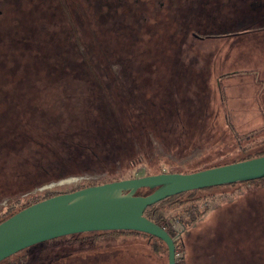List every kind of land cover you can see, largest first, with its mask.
<instances>
[{"label":"trees","instance_id":"obj_1","mask_svg":"<svg viewBox=\"0 0 264 264\" xmlns=\"http://www.w3.org/2000/svg\"><path fill=\"white\" fill-rule=\"evenodd\" d=\"M53 22L56 23L49 24L46 29V42L33 44L30 51H27L26 45L12 42L9 37L0 41V197L13 196L30 191L36 185L57 181L62 177L60 173L63 170L69 171L67 175H80L83 171L80 165L83 164L95 165L106 174L105 178L91 186L133 179L134 168L149 160L153 137L167 139L176 134L177 128L183 129V135L188 137V130L180 124L181 119L201 112L198 106L202 105V101L197 97V104L191 97L192 91H195L191 85L204 75L196 59L199 53H193V58L188 59L180 56L188 42L180 43L176 38V43H170L166 41L167 35H157L158 48L148 42L128 45L127 52L135 58L129 59L133 78L127 89L126 84L114 75L103 52L96 48L84 17L81 26L76 25L75 28L80 45L76 44L75 33L65 18L63 26L58 25L57 20ZM259 32L264 33V29L257 30L255 35ZM245 34H235L233 38L243 39ZM191 38L188 33L187 41ZM223 39L228 40L227 37ZM202 42L193 39L190 43ZM156 51L167 54L173 51L175 54L156 60L148 54ZM226 60L223 59V62ZM156 62L161 64L163 71H159V65L154 64ZM11 68L21 72L23 79L20 82L10 80ZM207 70L210 72L209 68ZM24 75H27L25 79ZM171 81L172 87L165 85ZM178 133L180 137V131ZM240 141L242 138L238 139ZM239 153V159L223 165L264 156V141L242 147ZM218 166L222 165L190 173ZM235 186L264 188V178L182 193L145 209L144 216L163 228L173 240L175 236L169 225L170 218L177 217L183 226L182 236L174 240L176 264H192L194 260L201 264L207 260L205 255L199 258L195 256L196 252L193 254L185 237L207 219L214 221L208 232L206 230L201 235L202 241L207 240L208 243L214 235L219 233L220 236L219 225L225 228L224 223L231 215L247 213L243 222L246 224L250 211L245 207L232 210L230 203L225 202L220 211H212L206 205L209 199H223L231 194L222 191L198 196L201 192ZM152 191L139 189L136 195L146 196ZM55 195L58 194L45 195L22 205L14 203L0 214V223ZM228 231L227 234H230L231 230ZM105 236H141L148 239L153 254L167 253V247L161 240L135 231L82 233L44 243L69 238L79 243V247L94 246L98 239Z\"/></svg>","mask_w":264,"mask_h":264},{"label":"rangeland","instance_id":"obj_2","mask_svg":"<svg viewBox=\"0 0 264 264\" xmlns=\"http://www.w3.org/2000/svg\"><path fill=\"white\" fill-rule=\"evenodd\" d=\"M72 2L76 7L67 14L74 25L81 26L82 18L87 14L79 0ZM85 2L94 10V13L89 12L85 17L87 21L92 15L99 19H95L98 23L102 22L110 28L111 26L119 28L118 31V28L112 29L113 39L107 35H101L99 39L102 42L110 39L108 46L118 48V51L111 52L107 58L114 75L124 82L128 89L127 84L133 78L129 59L133 60L135 56L127 52V46L137 42H148L150 46L154 44L158 48L159 42L155 37L158 30L167 27V18L158 22L155 12L153 14L144 11L139 14L137 22L134 19L129 21V13L125 12L121 17L118 16L116 0ZM202 6L201 0H192L189 15L191 17L202 15ZM2 11L5 16L9 14L6 8ZM233 12L246 15L243 22L254 19L249 23L248 30L264 29V0H226L222 8H216L206 17L209 24L205 27V33L226 35L243 31L240 21L232 26L225 23L230 16L234 18L236 14ZM91 26L93 27V24ZM193 39H188L180 56L188 59L193 58L195 55L193 53H199L196 59L200 62L204 75L191 85V88L195 89L191 97L195 102L197 97L202 101V105L198 106L201 112L182 118L181 123L179 121L188 130L186 131L188 137L183 135V129L180 128L176 129L175 135H170L167 139L153 137L149 160L146 164L134 168L132 172L134 178L168 171L190 173L212 165H223L239 159L242 147L246 148L264 141V33L259 32L256 36L236 40L222 38L206 40L194 45L190 43ZM151 52L148 54L156 60L164 57H161L162 54L166 55L165 51ZM171 53V56L175 54L173 51ZM223 59L227 60L223 62ZM154 64L159 65L160 72L164 70L160 63ZM157 73L158 71L154 74ZM161 76L162 74L158 79ZM165 85L172 87V81ZM239 138H242V141L238 142ZM80 166L83 170L80 175H67L69 171L63 170L60 173L62 177L57 181L36 185L30 191L19 192L13 196L0 197V214L14 206L16 202L22 205L45 195L72 192L105 178L106 174L101 173L100 168L95 165ZM7 174H10L9 171ZM222 191L231 195L223 199H209L206 202L207 207L212 211H220L225 202L230 203L232 210L245 207L248 212L250 211L246 224L243 222L248 214L237 212L226 220L225 228L219 225L220 236L219 233L214 235L212 241L208 243L207 240L202 241L201 235L214 225L213 219L209 218L198 225L193 233L185 235L188 246H191L193 254L196 252L195 256L199 258L207 256V260L201 264H264V188L246 189L235 186L201 192L198 196L219 194ZM174 218L177 219L173 216L170 220ZM228 230H231L230 234H227ZM148 243V239L141 236H105L98 239L94 246L89 244L79 247V243L65 238L32 246L2 264H167V253L153 254ZM194 261L192 264H198V260Z\"/></svg>","mask_w":264,"mask_h":264},{"label":"water","instance_id":"obj_3","mask_svg":"<svg viewBox=\"0 0 264 264\" xmlns=\"http://www.w3.org/2000/svg\"><path fill=\"white\" fill-rule=\"evenodd\" d=\"M264 178V156L193 173H162L88 186L60 193L0 223V263L32 246L65 236L135 231L161 240L167 264H176L175 243L144 216L147 207L168 197ZM139 189H152L146 196Z\"/></svg>","mask_w":264,"mask_h":264},{"label":"flooded vegetation","instance_id":"obj_4","mask_svg":"<svg viewBox=\"0 0 264 264\" xmlns=\"http://www.w3.org/2000/svg\"><path fill=\"white\" fill-rule=\"evenodd\" d=\"M79 1L82 3L83 9L87 14H85L86 16H88L89 12L94 13V10L86 4L85 0ZM191 1L192 0H116L115 6H118V16L121 17V14L125 12L129 13V21L134 19L137 22L139 14L144 11L153 14L155 12V18L159 19L158 22L164 21V19L167 18V27L158 30L156 36L167 35V40L170 43H176V38L179 39L180 43H187L188 33L192 38L198 41H205L206 39L212 38L223 39L224 37H227L228 40H236L233 38V35L235 34L247 33L245 34V37L254 36L255 32L260 30H248L250 26L249 23H252L254 19L243 22L247 16L233 12L236 14L234 15V18L230 16L225 23L232 26L240 21L242 23L243 31L232 32L226 35H209V33H205V27L209 24L206 17L209 14H212L216 8H222L223 3L226 0H201V4L203 5L201 11L202 15L198 17H191L189 15L191 13ZM0 5V41L5 37H9L12 42L18 44L23 43L27 46V51H30L33 44H44L46 42V29L49 24L56 23L53 21L57 20V24L63 26L64 18L66 17L67 19H65L67 20V23L72 27V30L75 33L76 44L80 45L77 31L75 30L76 25L71 21L70 15L68 16L70 11L76 7L72 0H1ZM5 8L7 9V12H9V17H7L8 15L5 16L2 11L5 10ZM95 19L99 20L96 16L94 17L91 15L90 19H88V21L86 20V22H88V28L96 42V48L102 51L104 57L107 58L111 52L118 51V48H111L108 46L110 39L112 38L111 35L113 34L112 29H117L118 27L111 26L110 28V26L103 25L102 22L98 23ZM92 24L93 27L91 26ZM102 26H107V28ZM118 30L119 28L117 31ZM101 35H107L110 39L102 42V40L99 39L102 37ZM102 44L105 46H102ZM162 56L169 58L171 55L166 53V55L162 54L161 57ZM9 75L10 80L21 81V72L15 71L14 68H11ZM26 76L27 75H24V79ZM23 87L27 89L25 85Z\"/></svg>","mask_w":264,"mask_h":264},{"label":"built area","instance_id":"obj_5","mask_svg":"<svg viewBox=\"0 0 264 264\" xmlns=\"http://www.w3.org/2000/svg\"><path fill=\"white\" fill-rule=\"evenodd\" d=\"M169 224L174 232V236H175L174 240H179L184 231L183 226L176 218L170 220Z\"/></svg>","mask_w":264,"mask_h":264}]
</instances>
